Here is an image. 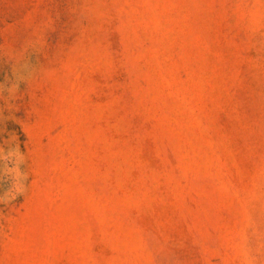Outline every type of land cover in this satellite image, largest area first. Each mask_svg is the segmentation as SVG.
Returning a JSON list of instances; mask_svg holds the SVG:
<instances>
[{
  "label": "rangeland",
  "instance_id": "1",
  "mask_svg": "<svg viewBox=\"0 0 264 264\" xmlns=\"http://www.w3.org/2000/svg\"><path fill=\"white\" fill-rule=\"evenodd\" d=\"M0 264H264V0H0Z\"/></svg>",
  "mask_w": 264,
  "mask_h": 264
}]
</instances>
